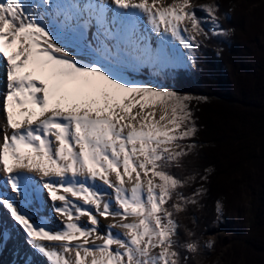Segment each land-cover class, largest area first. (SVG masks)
<instances>
[{
    "label": "snow or ice",
    "instance_id": "6c2138e0",
    "mask_svg": "<svg viewBox=\"0 0 264 264\" xmlns=\"http://www.w3.org/2000/svg\"><path fill=\"white\" fill-rule=\"evenodd\" d=\"M218 7L0 0L2 182L23 196L25 182L39 177L61 226L35 223L7 198L0 206L49 264H188L180 250L198 252L196 242L178 240L175 217L198 203L203 185L185 196L180 189L198 174L182 180L168 170L182 167L196 147L193 98L134 83L125 66L165 62L173 42L193 59L198 37L225 35L217 30ZM149 30L159 39L155 48L146 42ZM100 218L108 221L104 232Z\"/></svg>",
    "mask_w": 264,
    "mask_h": 264
},
{
    "label": "trees",
    "instance_id": "16d2710c",
    "mask_svg": "<svg viewBox=\"0 0 264 264\" xmlns=\"http://www.w3.org/2000/svg\"><path fill=\"white\" fill-rule=\"evenodd\" d=\"M235 1L192 0L196 6H219L217 30L225 35L198 37L189 69H168L152 76L148 67L139 66L128 73L136 80L153 79L160 89L193 98L196 147L181 160L182 167L168 169L182 180L198 174L180 189L185 196L201 185L204 189L197 204H189L175 217L178 240L199 245L197 253L180 250L182 256H189L188 264L213 262L220 250L209 236L221 229L231 236L225 240L230 245L227 264H264V0H250V7L258 6L248 8L256 20H243ZM196 14L206 15L198 7ZM203 26L206 30L212 27ZM245 26L248 31L243 30ZM231 190L237 197H232ZM242 195L249 202V215ZM235 198L240 204L233 213ZM217 203L222 209L219 215ZM249 234L252 237L244 239ZM209 241L211 247H206Z\"/></svg>",
    "mask_w": 264,
    "mask_h": 264
},
{
    "label": "bare ground",
    "instance_id": "6f19581e",
    "mask_svg": "<svg viewBox=\"0 0 264 264\" xmlns=\"http://www.w3.org/2000/svg\"><path fill=\"white\" fill-rule=\"evenodd\" d=\"M169 2H171V0H169ZM145 36L146 42L150 45L151 41H153V48L158 46L159 41L155 33H151L149 30L145 33ZM168 51L170 53V58L164 63L171 66L185 65L187 63V52L177 42L168 45ZM4 64L5 62L0 58V142H2L4 126L2 101L3 95L6 93V70ZM32 183L35 185V188H32L31 190H39L38 194L34 193L33 197L30 198L28 194L31 186L27 185L23 196H18L14 192L10 201L17 207H21L23 202L28 203L27 208H23V211L28 213L35 223L43 221L50 228L55 229L60 227L61 225L59 221L55 219V214L52 212L51 202L47 197V193L38 187L40 183L39 177H36ZM3 188L11 190L10 186H7L2 182V174H0V189ZM1 212L3 219H0V238L4 240V242H7L8 248L4 249L3 241H0V264H49L46 257L30 246L27 242L26 234L11 218V214L7 209L0 206V215ZM81 223H86V217L81 219ZM107 223L108 221L104 220V218H100V232L105 231ZM113 231L118 232L119 230L114 229Z\"/></svg>",
    "mask_w": 264,
    "mask_h": 264
},
{
    "label": "rangeland",
    "instance_id": "374dc122",
    "mask_svg": "<svg viewBox=\"0 0 264 264\" xmlns=\"http://www.w3.org/2000/svg\"><path fill=\"white\" fill-rule=\"evenodd\" d=\"M209 1L211 2L212 0H209ZM252 1L253 0H251V2ZM235 2H236V6L238 7V11L239 12L242 11L241 15L243 17H245V19H243V20H256L257 19L256 16L252 17L253 19H251L250 15H249V9L248 8L251 6L250 0H243V1L242 0H236ZM243 7H245V9ZM250 8H258V6L257 5H253V7H250ZM246 27L247 26H245V29H243L244 31L246 30ZM243 28H244V26H243ZM246 31H248V30H246ZM158 41H159V39H158ZM152 45H153V41H151V46ZM187 55H188V53H187ZM190 62H191V60L188 59V56H187V63L185 65H179V66H171V65L166 64L164 62L157 63L155 65H152V64L136 65L135 63L130 62V63H128L125 66V78L130 80V81H132V82H134V83H137V84H144V85L160 88L159 83L156 80H153V79H149L148 81H142L141 79H139V80L137 79L136 80L135 78L131 77L130 74H128V73L135 72V70H136L135 69V65H136V67H139V66L144 67L145 65H147L146 68L148 67L149 71L152 74V76H154V75H157L158 73L164 72V71H166L168 69H170V70L171 69L178 70L180 68L186 69V68L189 67ZM228 188H230V185L228 186ZM232 197H237L234 194V192L232 194ZM235 199L237 200L238 198H235ZM244 199H245V197L243 196L241 198V200L243 201ZM246 200L247 199L244 200V205H245V209H246L247 215H249L250 214V211H249L250 207H249V202H246ZM239 204H240V202L238 200L234 201V205L232 207L233 208V213L235 211V207L238 208ZM235 217H236V215H235ZM245 223H246V221H245ZM246 228L247 227H245V229ZM251 235L249 234L248 237H247V235H245L244 239L249 238ZM241 237L239 236L240 239H241ZM230 238H231L230 234L225 229L218 230L216 233H214V234L209 236L210 241H212V242H216L217 241V247H219V250H220V253L216 256V258L213 260V262L211 264H227L228 259L230 257V256L228 257V253H227L228 252V248H230V245L226 246L225 240L230 239Z\"/></svg>",
    "mask_w": 264,
    "mask_h": 264
}]
</instances>
